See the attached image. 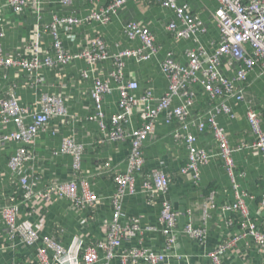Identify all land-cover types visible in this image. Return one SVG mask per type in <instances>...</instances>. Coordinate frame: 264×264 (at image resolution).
<instances>
[{"label":"crops","instance_id":"0c3cea01","mask_svg":"<svg viewBox=\"0 0 264 264\" xmlns=\"http://www.w3.org/2000/svg\"><path fill=\"white\" fill-rule=\"evenodd\" d=\"M106 3L107 0H73L64 5L61 0H28L24 12L15 15L8 8L7 0H0L1 48L4 54L16 60L27 58L32 43L36 41L40 58L55 60L51 34L53 18L84 20L81 25L70 30L57 28L62 48L71 58L67 63L42 66L32 72L21 67L0 68V101L14 94L20 106L27 110L26 125L31 123V113L41 109L46 97L58 98L66 106L65 116L51 119L46 128L38 133L34 147L29 151L30 160L18 172H12L8 165L17 145L13 142L0 144V233L4 228V208L13 199H23L22 176L28 177L34 193L54 183L72 180L75 160L72 155L63 152L65 140L83 146L77 173L87 182L89 192L99 199L95 206L77 205L66 196L57 197L53 194L46 198L26 200L19 208L18 222L34 228L38 232V240L34 246L17 242L12 247L5 237L0 238V264H39L36 253L38 248L45 247V238L55 240L66 250H71L77 255L79 264H82L81 256L88 246L106 243L113 222V198L116 194L111 170L120 173L126 171L130 146L126 141L111 139L109 130L101 129L91 96L93 85L99 81L107 86L108 92L103 95L101 109L107 123L119 110L116 73L120 72L124 82L132 81L139 85L134 92L136 98L146 91L161 98L169 87L162 68L168 54H172L182 67L188 65V53L194 51L204 54L193 86L198 97L196 103L189 106L190 115L194 118L199 112L208 110V96L203 94L202 83L205 81V71L212 65L218 76L231 83L233 92L244 86L245 101L225 98L229 114L215 113L218 126L226 133L229 144L236 149L233 160L237 188H232L231 178L217 157L199 166L196 182L190 172L181 174L188 160V150L183 140L173 135L175 122L166 121L165 115L161 114L155 119L153 133L144 148V170L148 173L157 170L168 181L166 195L176 214L173 227L175 242L170 244L163 233L166 226L161 214V197L146 198L142 191L146 178L143 173L136 174L135 194H127L123 198L118 222L124 228L135 221L138 228L131 230L130 237L122 241L116 254L139 248L147 253L165 255L162 264H210L209 254L218 250L226 238L235 237L241 232L247 233L236 214L222 210L237 200L242 201L248 209V224L264 232V163L260 152L253 147L256 137L247 120L249 108L255 110L264 132V71L256 67L245 82H239L236 80L238 62L225 56L215 58L221 42L220 30L213 18L218 8L217 1L176 0V6L180 8L186 5L188 13L202 28L188 36H177L167 30L169 24H174L178 31H185V24L176 10L164 9L144 0L129 1L106 23L88 20L92 13L100 15ZM130 23L147 28L153 34L154 52L143 50L139 38L128 36L126 25ZM37 34H41V37L37 38ZM95 38L100 40L106 58L90 65L81 54ZM125 52H139L145 59L126 55ZM118 55H122L119 67L114 61ZM221 100L217 98L215 102ZM184 101L177 98L172 106L182 105ZM154 107L155 104L151 102L149 108ZM144 110V106L135 108L126 127H141L140 114ZM14 131V124L5 127L0 125L1 134L8 135ZM189 131L195 136L198 149L211 155L217 154V141L210 129L199 132L197 128L191 127ZM77 195L79 199L83 197L79 183ZM209 200L214 204L213 208H206ZM188 219L195 228L205 230L204 241H196L184 233ZM230 219L236 220L232 226H228ZM97 253L102 259L107 254L98 247ZM49 256L53 257L52 251H49ZM219 260L221 264H264V251L256 248L248 236L233 249L220 253ZM109 264H119V261L114 256Z\"/></svg>","mask_w":264,"mask_h":264},{"label":"built area","instance_id":"2783aa9c","mask_svg":"<svg viewBox=\"0 0 264 264\" xmlns=\"http://www.w3.org/2000/svg\"><path fill=\"white\" fill-rule=\"evenodd\" d=\"M38 2L39 0H31ZM73 0H61L64 5L70 4ZM131 0H107L104 8L101 9L100 15L90 14L88 20L108 22L111 17ZM164 9L176 10L177 14L185 24V31H178L174 24L167 26L168 32L177 36H188L189 33L202 30L200 23L188 13L186 5L178 8L176 0H144ZM218 8L213 13L221 34V42L217 48L215 58L230 57L238 62L236 80L245 82L248 75L258 67L264 71V0H216ZM28 5V0H7L8 8L15 15H21ZM83 19L73 17H54L51 23L52 48L55 52V60L46 57L40 58L37 41L32 43L30 54L25 59H12L3 53L0 44V68H16L21 67L27 72L37 71L42 66L51 67L59 64L67 63L71 58L62 48V42L57 33V28L70 30L78 27L83 23ZM1 23V21H0ZM127 34L130 38H139L142 43L143 50L154 52L155 40L153 34L143 27H139L133 23L126 25ZM2 36L0 29V38ZM41 34H37V38ZM126 55H132L145 59L137 52H125ZM202 53H188V65L180 66L173 58L172 54H168L163 61L162 68L168 78V91L161 98H156L150 92H145L141 97L136 98L134 92L138 90L139 85L136 82H124L120 72L116 73L115 79L119 84L120 99L118 103V112L106 120L101 112L103 95L108 92L107 86L99 81L94 82L91 96L96 106V118L99 119L100 127L103 131L109 130L110 138L126 141L129 143V152L126 160V171L111 170L112 179L116 187V194L113 198V222L110 226L106 243L88 246L82 253V264H109L114 256L118 259L119 264H162L165 259L163 254L147 253L139 248L127 249L121 254H116V250L121 247L122 241L130 237L132 229H137V222L122 228L118 220L122 211V200L127 194H135L134 180L136 174H142L146 181L142 184V191L146 198L154 199L160 196V206L163 222L165 223L164 235L169 243L174 244V223L175 212L170 206V202L166 195L168 190V181L165 176L153 170L145 172L144 148L147 141L153 133L155 119L161 114L165 115L166 121H173L176 124L174 137L182 139L188 150V160L181 169V174L191 173L193 180H198L199 166L206 165L212 158L217 157L231 178L232 188L236 189L234 182L235 163L233 154L236 149L233 148L228 141L226 133L220 128L215 120V113L222 112L229 114L230 109L226 104L225 98H234L236 101H245L244 86H240L237 91L233 92L231 83L226 79L217 75L212 67L205 71V81L202 83L203 94L208 96V110L199 112L194 118L190 115L189 106L197 100V93L194 91V83L196 82L197 72L201 68ZM90 65L102 61L106 58L103 47L98 38H95L88 48L81 54ZM121 56L114 58L116 65L121 66ZM213 64H216L213 61ZM217 82V84H214ZM185 100L182 105L172 106L175 99ZM217 98L221 101L215 102ZM155 104L154 108H149L150 103ZM196 103V102H195ZM144 106L145 110L141 112L140 119L142 126L139 128H127L126 124L129 120L131 112ZM27 110L19 104L18 98L11 94L6 100L0 101V125L2 127L8 124H14L16 131L11 134L0 133V144L4 145L13 142L17 145L15 151L10 156L8 165L12 172H18L22 165L30 160L29 151L34 147L36 136L43 131L49 121L55 117H63L66 113L65 103L55 97H46L41 109L32 112L31 123L25 124ZM247 120L252 132L255 134V142L253 147L257 149L264 163V132L261 129V121L258 113L249 108L247 112ZM195 127L199 132L210 129L217 141V154L211 155L204 150H200L195 146L196 138L190 133L189 129ZM84 151L83 146L75 144L72 140H65L63 152L74 157L75 174L70 182L54 183L42 191L34 193L28 183V177L22 176L20 179L24 189L23 199H13L9 206L4 208V228L0 233V238L7 239L10 246L14 247L15 243L21 245L34 246L38 240V232L31 226L19 224V208L26 200L35 198H46L53 194L57 197L66 196L77 205L88 204L95 206L99 199L88 190L87 182L80 178L77 171L79 169V161ZM77 183L83 190V197L79 199L77 195ZM213 208L214 204L209 200L206 208ZM222 210L234 213L238 217L242 228L247 229V233L241 232L235 237L226 238L215 250L209 254L210 264H221L219 260L220 253L233 249L239 241L251 237L253 245L264 251V232L256 229L253 224H248V209L242 201L237 200L231 206L224 207ZM235 219L228 221V226H232ZM247 225V226H246ZM184 233L192 239L202 242L206 238V232L203 228H195L188 219ZM45 247L37 249L36 257L39 264H79L77 255L71 250H66L55 240L44 239ZM18 244V243H17ZM97 247L106 251V257L100 258L97 253ZM49 251L53 252L50 258Z\"/></svg>","mask_w":264,"mask_h":264}]
</instances>
